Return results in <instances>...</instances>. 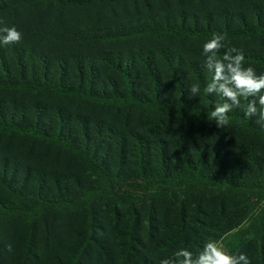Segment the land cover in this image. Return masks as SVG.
<instances>
[{"label":"trees","instance_id":"1","mask_svg":"<svg viewBox=\"0 0 264 264\" xmlns=\"http://www.w3.org/2000/svg\"><path fill=\"white\" fill-rule=\"evenodd\" d=\"M41 1L22 0L25 8ZM46 1L63 16L95 5L114 8L125 0ZM14 9L2 13L0 5V15L9 17ZM252 17L250 22L244 15L234 24L230 11L220 26L152 24L124 33L123 38H179L196 43L222 33L224 43L264 40V12H254ZM48 20L40 14L31 23L29 35L41 33ZM79 40L98 43L103 37L90 32ZM227 47L232 46H225L218 55L222 57ZM235 48L243 51L245 67L251 65L258 75L264 74V48ZM27 52L23 41L10 47L16 74L0 55V89L40 101L18 112L0 108V138L10 140L12 147L9 157L0 159V228L19 226L25 233L22 258L14 264L32 263L39 245L42 252L48 246L54 252L46 264H85L94 252L104 264H160L161 259L174 256L169 251H190L194 246L200 251L205 237L217 240L221 233L232 232L256 210L255 202L262 204L254 212L255 220L259 219L255 237L237 241L232 253H245L255 243L253 262L264 264V130L255 122L256 116L245 117L247 101L241 98V106L228 114L229 125L222 129L209 114L223 98L204 92L213 73L196 60L187 63L180 54L155 55L147 50L142 57L79 54L70 60L59 56L51 63L44 52L36 57L29 52L35 64L28 68ZM100 69L117 76L120 87L111 85L110 90L99 78ZM194 83L201 92L190 97L188 88ZM42 97L110 109L115 117L103 121L92 113L71 115L68 105L47 104ZM16 140L33 149L40 147L54 169L48 172L25 164ZM19 152L23 155L17 156ZM63 158L78 170L68 171ZM167 201L176 205L170 229L154 236L159 229L155 226L158 209ZM246 204L251 205L249 212L241 208L236 216L225 219L232 214L229 206ZM100 207L117 212L113 226ZM210 211H216L221 222L212 221ZM76 215L83 217V225L78 234L82 239L74 247L59 250L57 240L49 245L39 237L56 236L57 218ZM151 239L153 249L148 246ZM5 260L0 255V264Z\"/></svg>","mask_w":264,"mask_h":264},{"label":"rangeland","instance_id":"2","mask_svg":"<svg viewBox=\"0 0 264 264\" xmlns=\"http://www.w3.org/2000/svg\"><path fill=\"white\" fill-rule=\"evenodd\" d=\"M10 4H12V6H10ZM0 5L4 9L2 13H7L10 9L17 7L16 11L9 17H6L4 14L0 15V20L4 22V25L9 27L14 26L23 34L21 41L24 42L25 46H28V68H31V66L35 64V61L30 59L29 52L30 55H34L35 57L40 52H44L49 56L51 63H54L59 56H64L67 60L73 59L74 56H78L79 54L83 57L92 56L96 58L100 54L119 55L132 53L136 57H142L143 53L148 50L155 55H165L167 52H173L183 56V59L187 63L196 60L199 64L204 65L206 57L203 55V44L207 41L193 43L179 38L154 37L151 39H141L123 38V35H125L124 33L137 29L139 26L143 27L152 24L171 26L187 23L194 24L196 27H203L207 24L211 26H220L223 25L222 23L226 16L230 14V11H232L235 16V20L232 21L234 24L240 21L244 15L252 22V14H254V12H264V0H244L242 3H240V0H223V4H216V0H125L114 8L95 5L80 10L65 12L63 16L48 4L46 0L40 3L38 2L34 7H29L28 5L27 8L24 7L22 0H5L3 3H0ZM40 14H42V17L46 15L49 18L47 22L50 23L47 24L46 28H43L41 33L29 35V32L32 30L31 23L38 21V16ZM13 15L15 16L13 17ZM62 17L65 18L63 23L61 22ZM90 32H99L103 37V41L98 43L89 41L90 43H87V41L79 40V38L86 34H90ZM118 34H121L120 37ZM14 45H0V55H4L6 61L4 64L6 67H9L10 70L16 74L15 60L9 53L10 47ZM227 45L246 49L253 47L264 48V40H254L248 43L226 42L225 46ZM29 47L31 49L30 51ZM99 71V78H101V81L106 85H110V90H113L111 85L116 88L120 87L121 83L117 76H112L106 69H100ZM137 72L141 73L140 66H138ZM0 76H2L1 69ZM42 99L44 100L41 101H46L47 104L68 105L71 115L80 114V112L87 114L92 113L98 120L103 121H109L108 116L115 117V111L110 109H94L92 106L88 105L79 107L77 104L70 103V100H65V103H61L62 99L58 98L42 97ZM38 100L39 99H36V97L30 95H16L15 93L0 89V108L7 109L5 112L10 110L13 111V109L18 112L28 105L33 107L40 102ZM7 140L8 139H5V137L0 138V159L8 158L11 152V141ZM16 141L17 147L22 148L23 154H25L23 157L25 164L32 167L43 168L48 172L54 169V165L49 164L50 158L47 156V153L43 150L41 151L40 147L33 149L31 144H23L20 140ZM27 152H31V154ZM20 154L21 152H19L17 156L23 155ZM62 162L63 167L68 171L78 170L77 166L67 162L64 158ZM0 193L2 194L3 191L0 190ZM255 204H257V208L254 212L258 211L262 206L261 203L255 202ZM174 207H176V205L173 206L171 201H167L164 205L159 207V223L154 222L155 226L159 227V229L157 232H153L154 236H157L159 233L163 236V234L170 229L168 224L172 223V212H175ZM245 207H247L246 211L249 212L251 205L229 206V208H232V214L226 215L225 219L236 216L237 213H240L241 208L244 210ZM100 208L102 210H99L103 212V215L106 214L105 216L107 218H112L110 224L113 226L114 213L116 214L117 212L110 207ZM254 212L250 213L251 215H249L247 220L243 221L241 225L232 232L226 234L221 233V235L219 233L216 234L217 236L220 235L216 241L219 242L229 254H233L232 248L236 246L237 241L241 239L251 240L255 237V228L259 223V219L255 220ZM211 219L218 223L221 222V218L216 211L211 213ZM82 225L83 217L79 215L67 219L58 217L53 225L55 227L56 236H52L49 233L48 236H41L40 234L39 237H43L45 239L44 242L46 243L48 241L49 245L54 240H57V249L59 250L66 245L74 247L82 239L81 236H78L81 232ZM108 230L109 233H112L110 228ZM0 234L3 237L2 240L0 239V255L6 257L4 263L14 264L18 262L23 255L21 253V248L25 239L24 229L19 226L12 228L2 225ZM189 236L192 237L193 233H189ZM205 239L208 241L212 238L205 237ZM153 241L152 239L149 240L148 246L150 249L155 247ZM8 245L12 246L11 252L7 250ZM256 247V244L252 243L251 249H247L244 253L250 259L251 264H254L252 252L256 250ZM198 249V246H194L190 251L194 255V253L199 252ZM174 252L176 251L173 250L167 253ZM53 253L50 246L46 248V251L42 252L39 245L37 246L38 257L30 264H46L51 260L50 258L54 255ZM90 256L91 257H88V261L85 264L105 263L103 257H100L97 252L92 253Z\"/></svg>","mask_w":264,"mask_h":264},{"label":"clouds","instance_id":"3","mask_svg":"<svg viewBox=\"0 0 264 264\" xmlns=\"http://www.w3.org/2000/svg\"><path fill=\"white\" fill-rule=\"evenodd\" d=\"M22 38L19 30L4 25L0 20V45L19 44ZM225 40V34L213 33L212 38L203 44L204 66L213 73L204 92L219 95L224 101L215 105L209 117L218 128L224 129L230 122L228 114L241 106L243 98L247 101L245 117L256 116L255 122L264 130V74L258 75L251 65L245 67L243 51L235 47H227L223 56H219L220 50L225 48ZM188 92L190 97H197L201 92L200 85L191 84ZM7 250L11 252L12 246L8 245ZM160 264H251V261L244 253L229 254L219 242L209 239L195 256L181 248L174 256L161 259Z\"/></svg>","mask_w":264,"mask_h":264}]
</instances>
